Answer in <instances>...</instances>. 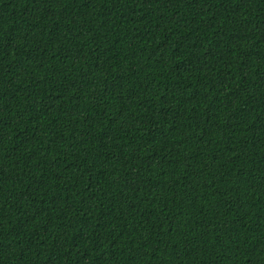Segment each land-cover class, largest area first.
Masks as SVG:
<instances>
[{
	"label": "trees",
	"instance_id": "trees-1",
	"mask_svg": "<svg viewBox=\"0 0 264 264\" xmlns=\"http://www.w3.org/2000/svg\"><path fill=\"white\" fill-rule=\"evenodd\" d=\"M0 264H264V0H0Z\"/></svg>",
	"mask_w": 264,
	"mask_h": 264
}]
</instances>
